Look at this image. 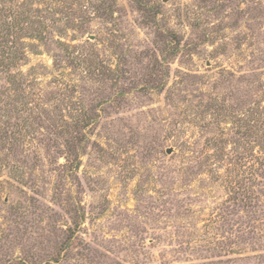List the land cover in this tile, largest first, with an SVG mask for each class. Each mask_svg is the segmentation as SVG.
<instances>
[{
	"label": "rangeland",
	"instance_id": "1",
	"mask_svg": "<svg viewBox=\"0 0 264 264\" xmlns=\"http://www.w3.org/2000/svg\"><path fill=\"white\" fill-rule=\"evenodd\" d=\"M0 264H264V0H0Z\"/></svg>",
	"mask_w": 264,
	"mask_h": 264
},
{
	"label": "water",
	"instance_id": "2",
	"mask_svg": "<svg viewBox=\"0 0 264 264\" xmlns=\"http://www.w3.org/2000/svg\"><path fill=\"white\" fill-rule=\"evenodd\" d=\"M172 151H173V150H172V148H169V149H167V151H166V152H167V154H171V153H172Z\"/></svg>",
	"mask_w": 264,
	"mask_h": 264
}]
</instances>
